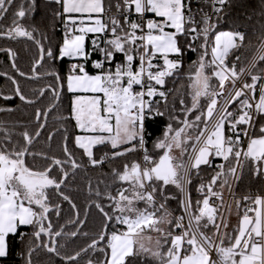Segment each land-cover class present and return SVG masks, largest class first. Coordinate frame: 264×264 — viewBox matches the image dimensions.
Returning a JSON list of instances; mask_svg holds the SVG:
<instances>
[{"label": "snow or ice", "instance_id": "snow-or-ice-1", "mask_svg": "<svg viewBox=\"0 0 264 264\" xmlns=\"http://www.w3.org/2000/svg\"><path fill=\"white\" fill-rule=\"evenodd\" d=\"M42 2L52 32L57 23L63 29L55 42L47 29L22 22L32 17L36 0H0V19L12 13L0 38H24L38 51L26 73L6 48L12 70L29 80L51 78L28 95L14 75L0 73L13 86L10 94L0 91V99L32 106L50 94L46 106L35 107L34 120H0V261L41 264L42 250L46 264H144L145 257L155 264H264V35L248 63L237 68L240 57L232 54L244 47L247 33L222 29L230 0H204L211 14L193 10L191 0ZM260 5L264 14V0ZM186 51L198 55L184 73L185 93L183 86L168 88V80L180 78ZM61 58L72 61L63 75L52 66ZM65 87L67 114L52 116L57 127L47 133L49 148L60 136L59 151H35ZM155 122L163 127L149 149L146 137ZM113 161L122 163L111 166ZM106 163L110 173L100 175L114 180L94 186L88 179L87 195L95 199L81 218L66 189L77 172L87 176ZM204 169L210 170L206 176ZM249 174L260 188L237 197V182ZM113 183L124 185L115 195L108 190ZM225 188L232 196L227 203ZM169 200L177 201L176 209ZM65 204L70 218L60 223ZM232 204L238 223L229 230ZM92 208L101 219L90 237L83 229ZM81 237L83 246L64 251Z\"/></svg>", "mask_w": 264, "mask_h": 264}, {"label": "trees", "instance_id": "trees-1", "mask_svg": "<svg viewBox=\"0 0 264 264\" xmlns=\"http://www.w3.org/2000/svg\"><path fill=\"white\" fill-rule=\"evenodd\" d=\"M20 0H16V4H19ZM36 9L30 18H25L22 22L27 26H32L33 24L36 25L41 29V31H44L47 29L49 37L55 42L56 40H59L62 38V34L60 31V25L59 23L56 24V30L53 33L52 32V18L50 16H45V6L42 2V0H36ZM197 6H206V4L202 0H191V7L195 9ZM52 7H55V5H52ZM12 20V13L10 12L9 15L5 18H2L0 20V26H8L11 24ZM264 14L261 12V5L260 0H230V3L225 5V14H224V22L222 24V29H239L242 32H246L247 35L244 40V47L240 48L237 51H234L232 54V59H235L237 56L240 57V63L237 64V68H239L242 64H247L248 60L252 57V55L256 52L257 46L260 41L261 35H264ZM217 29V30H222ZM255 29V31H253ZM214 34V33H213ZM181 43L183 44V37H181ZM6 48H11L13 51L17 54V66L22 70L27 72H30L31 70V63L34 58V56L38 55V51L35 48V45L33 42L28 41L26 39H17V40H8L5 38H0V73L2 72H9L10 74L14 75L16 79L19 81L20 86L22 90L28 94L31 95V90L33 88L40 87L46 83L51 82V78H45L41 80H29L23 77H20L18 74H16L12 68H11V61L9 60L7 53L5 51ZM197 53L192 51H186L183 58V68L181 72L179 73L180 78H172L168 80V88L176 89L183 86V90L186 93L187 92V84L189 81L187 80V77L184 75V73L188 70L189 65L192 63V61L197 59ZM96 57V54L93 55ZM92 56V57H93ZM94 57V58H95ZM117 59H120L118 56ZM72 61L69 58H61V60L55 62L54 67H57L61 73V75L64 74V72L67 70L69 64ZM259 63V62H258ZM48 62L45 61V67H48ZM261 67H264V65H260ZM39 71H44V68H38ZM12 85L8 80H6L2 75H0V91H3L6 94H10L12 92ZM61 102L59 105V108L52 112V114L48 118V127L44 130V133L40 136L39 140L36 141L34 150L38 152H48L49 154L52 153H58V143L60 142V136H56L55 139L51 141V147L49 148V140L47 138V133L49 131H52L54 128L57 127V124L53 122L52 116L56 115L57 112L66 115L67 112L65 109L69 107V101H70V94L67 93V89L62 91L61 93ZM171 99V97H169ZM50 99V94L46 95L42 101H40L39 105H24L21 104L18 98H13L9 101H5L3 99H0V107H13L16 110L12 113H5L0 112V120L3 121H15V120H23L26 123L28 121L34 120V109L38 106H46L47 102ZM166 120L167 117H164ZM153 120V119H152ZM33 125L29 124V128L31 129ZM163 127V124L161 122H155L153 123L152 128H149L148 132L150 133L148 137V143L147 146L149 149L152 147V141L155 139L156 136L160 134L159 129ZM257 129L259 127V124L256 125ZM156 129V130H153ZM23 129H17V131H22ZM102 152V149H97V154H100ZM31 163L32 161L29 160ZM215 162H219L218 159L214 160ZM37 164L43 163L42 160H37ZM122 163V161H113L111 166H118ZM209 169H204L201 172L202 176H206V174L209 172ZM100 173H110V165L105 164L103 168H90L87 172V176L84 175L83 172H77L75 182L70 184V186L66 189L70 191V194L74 198L75 202L77 203L78 207L81 208V218L84 217V208L87 204V201L89 199H95V197H89L87 195V181L89 178L92 179L93 184L95 186V182L97 180H103L105 183H110L114 180V177H112L110 174L107 176H101ZM197 183H199V179L197 178ZM124 185L120 183H113L111 188L108 189L111 191L114 195L119 187H122ZM194 187V186H193ZM260 188V181L256 179H252L249 175H246L245 178L242 181L237 182V186L235 187V193L237 197H241L244 194L250 193L251 195H254L257 193V190ZM100 190L103 192L104 185H100ZM227 188L223 190L226 191ZM193 200L196 199V193L192 192ZM105 205L108 204V201H103ZM173 202H176V200H170L168 201V207L170 209H176L177 207L173 206ZM175 214H179V211L177 210L174 212ZM69 210L68 205H64V211L61 216L60 223H65L69 219ZM100 215L97 213V210L95 208H92L88 211V224L87 227L83 229V231L89 232L90 237L95 233L97 230V227L100 225ZM22 230L24 231H30L27 227H22ZM74 230V229H69ZM87 240H85L83 237L76 239L74 241H71L68 243L67 248L64 250L68 254H71L72 251L76 250V246H83L84 243H86ZM39 260L41 261V264H46L47 257L43 254L42 250H40ZM35 258V257H34ZM0 264H12L11 261H0ZM16 264H19V261H16ZM144 264H155L154 261H151L149 258L145 257Z\"/></svg>", "mask_w": 264, "mask_h": 264}, {"label": "built area", "instance_id": "built-area-1", "mask_svg": "<svg viewBox=\"0 0 264 264\" xmlns=\"http://www.w3.org/2000/svg\"><path fill=\"white\" fill-rule=\"evenodd\" d=\"M203 2H204V0H202ZM196 9H203L204 11H206V12H209V14H211V4L210 3H208V4H206V6H197L195 9H193V10H196ZM148 16H153V15H151V14H148ZM197 20H199L200 19V14L198 13L197 14ZM213 19H215V17H213ZM60 31H61V34H62V32H63V29H62V26L60 25ZM95 55V54H94ZM98 58V56L96 55V57L94 58V59H97ZM257 95H258V93H257ZM148 119L151 121L153 118L152 117H148ZM149 135H150V133L148 132V135H147V137H146V139H147V143H148V137H149ZM245 146H246V141H245ZM142 155V154H141ZM216 163V162H215ZM234 191H235V189H234ZM223 198H224V201L227 203V202H230L231 200H232V196L230 195V193L228 192V189H227V191L225 192V193H223Z\"/></svg>", "mask_w": 264, "mask_h": 264}, {"label": "crops", "instance_id": "crops-1", "mask_svg": "<svg viewBox=\"0 0 264 264\" xmlns=\"http://www.w3.org/2000/svg\"><path fill=\"white\" fill-rule=\"evenodd\" d=\"M151 15H153L154 16V14H151ZM90 39H91V34H89V37H88V42L90 43ZM94 57L95 56H93L92 57V59H94ZM88 68H89V70L91 71V68H92V66H91V63H90V61H89V63H88ZM169 191H172V189L170 188L169 189ZM227 191V190H226ZM226 191H224L223 193H225ZM255 195V194H254ZM253 195V196H254ZM170 201V200H169ZM138 207H144V205L141 203V204H138L137 205ZM173 206L174 207H177V204H176V202H173ZM233 209H234V211H235V214L234 215H229V219H230V221H229V230H231V226L233 225V224H237L238 223V217H237V215H236V207H235V204H233V206H232V211H233ZM158 214V213H157ZM154 234V233H153ZM146 235H149L148 233H146ZM151 235V234H150Z\"/></svg>", "mask_w": 264, "mask_h": 264}, {"label": "rangeland", "instance_id": "rangeland-1", "mask_svg": "<svg viewBox=\"0 0 264 264\" xmlns=\"http://www.w3.org/2000/svg\"><path fill=\"white\" fill-rule=\"evenodd\" d=\"M232 206H233V204H232ZM159 214V213H158ZM235 214V211H234V209H233V211H232V215H234ZM228 219H229V217H228ZM229 221H230V219H229ZM230 228V227H229ZM146 233H148L150 236H152L153 238H155V236H156V234L154 233V232H151V231H149V230H146ZM154 233V234H153Z\"/></svg>", "mask_w": 264, "mask_h": 264}, {"label": "water", "instance_id": "water-1", "mask_svg": "<svg viewBox=\"0 0 264 264\" xmlns=\"http://www.w3.org/2000/svg\"><path fill=\"white\" fill-rule=\"evenodd\" d=\"M1 20V19H0ZM19 39H24V38H19Z\"/></svg>", "mask_w": 264, "mask_h": 264}]
</instances>
